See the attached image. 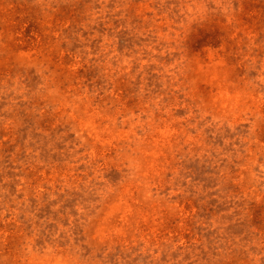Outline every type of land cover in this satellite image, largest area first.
Wrapping results in <instances>:
<instances>
[{"label": "rangeland", "instance_id": "1", "mask_svg": "<svg viewBox=\"0 0 264 264\" xmlns=\"http://www.w3.org/2000/svg\"><path fill=\"white\" fill-rule=\"evenodd\" d=\"M0 264H264V0H0Z\"/></svg>", "mask_w": 264, "mask_h": 264}]
</instances>
